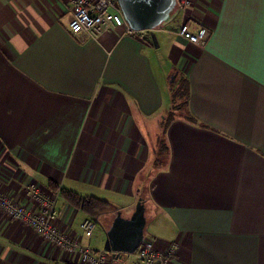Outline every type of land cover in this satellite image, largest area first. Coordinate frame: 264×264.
I'll use <instances>...</instances> for the list:
<instances>
[{
	"label": "crops",
	"instance_id": "0c3cea01",
	"mask_svg": "<svg viewBox=\"0 0 264 264\" xmlns=\"http://www.w3.org/2000/svg\"><path fill=\"white\" fill-rule=\"evenodd\" d=\"M70 17L64 0H0V190L33 210L30 185L118 210L115 196L145 194L150 238L179 242L170 264H264V0H193L155 30L156 45L121 25L74 35ZM183 21L209 28L203 47L176 34ZM171 75L187 78L189 114L168 123L158 166L152 140L171 107ZM56 209L54 225L103 249L112 213L87 237V214L60 194ZM66 260L0 209V264Z\"/></svg>",
	"mask_w": 264,
	"mask_h": 264
},
{
	"label": "built area",
	"instance_id": "2783aa9c",
	"mask_svg": "<svg viewBox=\"0 0 264 264\" xmlns=\"http://www.w3.org/2000/svg\"><path fill=\"white\" fill-rule=\"evenodd\" d=\"M71 14L68 29L74 35H86L92 39L99 38L104 32L116 26H124L126 31H133L127 25L117 0H64ZM179 12L182 14L192 6L193 0H178ZM178 12V13H179ZM205 24L193 26L188 21L179 24L176 34L187 41L203 47L209 35ZM30 192L37 208L35 210L17 202L11 194L0 190V209L12 219L31 227L43 241L60 249L68 260L78 264H108L109 252L93 249L79 239L68 235L54 225L57 217L56 200L59 190L50 194L42 193L36 185H30ZM96 221L85 217L80 223L83 234L91 236ZM179 250V242H161L158 239L144 237L133 253L137 260L146 264H170Z\"/></svg>",
	"mask_w": 264,
	"mask_h": 264
},
{
	"label": "water",
	"instance_id": "95a60500",
	"mask_svg": "<svg viewBox=\"0 0 264 264\" xmlns=\"http://www.w3.org/2000/svg\"><path fill=\"white\" fill-rule=\"evenodd\" d=\"M133 31H146L156 45L155 30L169 24L179 12L178 0H117ZM145 203L138 197L133 211L124 216L117 210L106 228L103 249L115 255L133 253L145 237Z\"/></svg>",
	"mask_w": 264,
	"mask_h": 264
},
{
	"label": "trees",
	"instance_id": "16d2710c",
	"mask_svg": "<svg viewBox=\"0 0 264 264\" xmlns=\"http://www.w3.org/2000/svg\"><path fill=\"white\" fill-rule=\"evenodd\" d=\"M180 81L176 87L172 88L171 92V107L170 109L162 115V120L160 121V131L161 135L157 138V147L155 151V161L154 163L158 166H162L165 163L166 155L168 153V146L166 143L165 131L168 123L179 117L186 116L189 114L188 111V98H189V87L188 81L185 76H180ZM190 116V115H189ZM163 156V157H162ZM55 192L58 188L55 185ZM60 197L65 203H69L73 208L83 211L88 217L100 222V217L104 213H116L118 209H112L109 203L102 198L92 196V195H82L76 191L61 187L59 188ZM63 264H78L72 260H66Z\"/></svg>",
	"mask_w": 264,
	"mask_h": 264
},
{
	"label": "rangeland",
	"instance_id": "374dc122",
	"mask_svg": "<svg viewBox=\"0 0 264 264\" xmlns=\"http://www.w3.org/2000/svg\"><path fill=\"white\" fill-rule=\"evenodd\" d=\"M181 15H182V12H179L178 14H177V16L170 22V26H173V25H175L176 23H178V21H179V19L181 18ZM172 79V75L170 76V78H169V81ZM168 85H169V88H170V94H171V90H172V88L173 87H176L177 85H178V83H176V82H173V81H170L169 83H168ZM166 134V133H165ZM164 134V135H165ZM161 135V131H160V129H159V132L158 133H155L154 135H153V153H154V155H155V151H156V147H157V141H156V139L158 138V136H160ZM163 157V156H162ZM151 167H152V165H151ZM147 173V170H146V172H144V175ZM139 196H142L144 199H145V201L147 202V197H146V195L145 194H140ZM114 198H116V199H118L117 200V202H119V204L120 205H124L125 207H124V209H122V210H119V211H122V214H127L128 212H130L129 210H130V205L131 206H135V204H136V201H137V198H136V200H135V195H134V197L133 198H131V197H129V196H126V197H121V196H115ZM143 199V200H144ZM144 201V202H145ZM129 203V204H128ZM127 206H129L128 208H127ZM84 213H82V215H83ZM131 214V213H130ZM129 214V215H130ZM152 226V225H151ZM98 229H100V227H99V225H98V223H96V226H95V228H94V234L96 233V231H98ZM149 230L150 229H148V228H146V230H145V237H147V238H150V233H149ZM103 246V245H102Z\"/></svg>",
	"mask_w": 264,
	"mask_h": 264
}]
</instances>
